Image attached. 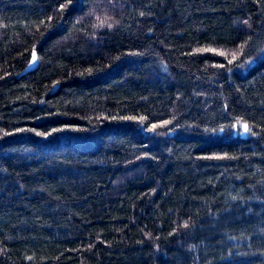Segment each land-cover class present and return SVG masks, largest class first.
Returning <instances> with one entry per match:
<instances>
[{
  "label": "trees",
  "instance_id": "1",
  "mask_svg": "<svg viewBox=\"0 0 264 264\" xmlns=\"http://www.w3.org/2000/svg\"><path fill=\"white\" fill-rule=\"evenodd\" d=\"M0 264H264V0H0Z\"/></svg>",
  "mask_w": 264,
  "mask_h": 264
},
{
  "label": "water",
  "instance_id": "2",
  "mask_svg": "<svg viewBox=\"0 0 264 264\" xmlns=\"http://www.w3.org/2000/svg\"><path fill=\"white\" fill-rule=\"evenodd\" d=\"M36 67H37V60H36L35 55H33V59H32V62H31V64H30L28 70H29V71H32V70H34Z\"/></svg>",
  "mask_w": 264,
  "mask_h": 264
},
{
  "label": "snow or ice",
  "instance_id": "3",
  "mask_svg": "<svg viewBox=\"0 0 264 264\" xmlns=\"http://www.w3.org/2000/svg\"><path fill=\"white\" fill-rule=\"evenodd\" d=\"M230 62H231V61H230ZM243 127H244V131L247 132V131H248V125L245 124Z\"/></svg>",
  "mask_w": 264,
  "mask_h": 264
}]
</instances>
